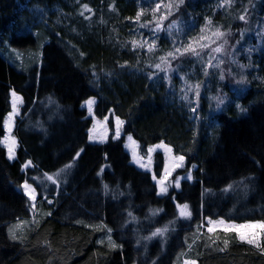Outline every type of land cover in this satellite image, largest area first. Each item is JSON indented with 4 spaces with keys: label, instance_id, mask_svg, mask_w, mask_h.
Returning <instances> with one entry per match:
<instances>
[{
    "label": "trees",
    "instance_id": "1",
    "mask_svg": "<svg viewBox=\"0 0 264 264\" xmlns=\"http://www.w3.org/2000/svg\"><path fill=\"white\" fill-rule=\"evenodd\" d=\"M145 2L0 0V139L10 92L23 101L13 130L14 160L0 144V264H180L185 256L197 264H264V254L236 241L234 234L198 231L207 217L264 220V40L257 43L253 33L264 21V0H232L230 7H221L220 0H184L174 11L184 27L197 29L207 18L223 31H234L241 45H256L245 60L243 87L221 85L218 72L205 75L185 58L181 71L190 84H200V96L191 103L176 94L179 82L173 91L163 76H152L156 69L149 65L172 48L167 34L155 38L153 53L132 48L135 16ZM84 4L92 12L82 16ZM245 9L249 27L238 19ZM217 96L225 97L219 109ZM90 97L95 116L121 119L123 133L139 144L142 155L164 142L185 157L176 173L195 165L193 179L157 195L151 174L130 162L123 136L88 142L91 119L82 103ZM29 160L31 167L22 170ZM163 162L156 153L157 177ZM69 163L72 167L58 180V185L67 180L64 188L36 185L33 211L20 185L25 179L36 183L32 177ZM228 185L232 188L225 191ZM175 202L187 203L191 218L173 226L163 242L141 239L177 216ZM18 221L29 222L16 229L26 236L23 242L9 235ZM107 229L119 247H109ZM225 238L230 243L219 251Z\"/></svg>",
    "mask_w": 264,
    "mask_h": 264
},
{
    "label": "snow or ice",
    "instance_id": "2",
    "mask_svg": "<svg viewBox=\"0 0 264 264\" xmlns=\"http://www.w3.org/2000/svg\"><path fill=\"white\" fill-rule=\"evenodd\" d=\"M184 3V0H178L177 3H173L172 0H169L167 4H164L163 0H160V2L155 4V7L152 8L150 11L152 13V20L146 21L142 23L140 26L141 27H147L148 25H154L152 28L153 32H159L161 30H164V22L169 19L171 15H173L174 10H178L179 6ZM225 5H228L229 7L231 6V0H224V3L221 5V7H224ZM84 11L80 13V15H84V12H92V9L87 5L84 4L82 5ZM164 9L162 14H159L161 12V9ZM246 14H247V9H245L244 14L239 15L238 19L240 21H244L247 23L246 19ZM145 15V10L141 8L135 16V21L139 22L141 21V17ZM90 17H85V19H89ZM131 19V18H129ZM212 21L210 19L206 18V23L204 27L200 28V35L198 37L192 38L189 40V42L184 45L182 44L180 47H173V50L166 52L164 55L159 56V63H156L155 65H149V67H155L160 72L168 73L172 71H176V69H173L171 67V62L173 60H177L180 57L187 55L195 56L197 58H200L202 54H204V51L210 50L208 52V55L210 56V59L207 62V67H219L221 64H223V60L219 59L216 56H213L212 53H222L225 49V46L228 45L229 41L226 38L230 32L229 31H223L221 30V26L215 27L213 30L212 27ZM173 30H179L178 24L176 21H172L167 25V31L171 35ZM210 33V34H209ZM222 43H217L218 41H221ZM132 48L133 50L137 48H144L145 45H147V51L148 53H153L155 48H156V41L153 40L152 42L148 41H143V42H138L136 40H133L132 42ZM213 45H216L213 47ZM216 59L218 60V63L216 65L212 64V60ZM123 67V66H122ZM205 75H208L207 70L204 72ZM151 79V75L149 76ZM165 79H168V76L166 75L164 77ZM181 79H184V77H180ZM220 79H224L223 73L220 75ZM246 78L241 76L240 80L237 81L238 84H245ZM187 85V90L181 89L182 92H184V95L181 97L183 100L187 101L189 99L188 97V92L189 91H194L195 95L197 97V100L200 96V84L197 83L195 85L187 84V81H185ZM12 111L8 114L7 118L4 119L3 124H4V129L8 133L7 135H4L2 139H0V144H2L6 150H7V156L9 160L15 159V150L17 147V140L16 138L11 135L13 124H14V117L16 115H19V108H18V103H22V97L18 96L15 91H12ZM216 99V107L219 109L224 103H225V97L222 96H217L215 97ZM49 102L50 103H55V101L52 100L51 97H49ZM85 103L88 105V111L89 114L92 113V105L95 103L94 99H89L85 101ZM237 108H240V105H236ZM191 111L195 112L196 109L192 108ZM243 111V109H241ZM105 120H107V117H105ZM123 124V121H121L118 117L116 119V131H115V137L114 138H119L120 136V126ZM99 125L100 127H105L100 121H96L93 124V128L89 129V135L88 139L90 141L96 139V137L93 136V131L95 128ZM100 142H104L106 139V128H105V136H102L99 138ZM129 141H132V146H133V162L138 164L141 168L148 169L149 164H151V154L153 152V148L148 149V164L143 163V157H140L138 153L136 152V148L138 145H136V142L133 141L132 137H128ZM156 148H164L165 150V162H164V168H163V175L161 178L157 179V176L153 174L152 179L156 181V186L158 187L159 191L157 192V195H166L169 190V184L166 183L169 179V177L172 175L173 172L176 171L178 168H182L184 166V161L185 157L183 155H176V156H171L169 159L170 154L172 153V149L168 147L167 145L161 143L159 145L155 146ZM84 149L81 148L78 152H76L75 157L73 159H77L80 157L81 153H83ZM32 165V161H26L24 165L22 166V170H25L29 168ZM71 164H67L64 166V168L58 170L55 174H48L44 173V177L48 180L51 181L52 184L58 186V177L61 175V173L65 172L66 169L71 168ZM195 167V165H193ZM103 168H101L100 172H103ZM100 173H98L99 175ZM187 180H192V174L191 171L189 170L186 174ZM33 180L37 179L35 177L32 178ZM181 177L177 176L174 180V186L175 188L179 189L181 186ZM20 187L23 189L24 195L28 197L30 201H32L31 207L33 209L36 208V199H37V191L36 188L33 187L31 183L28 182L27 179L24 180V182L20 185ZM232 188V185H228V187L225 189V191L229 190ZM105 193L107 194L108 192V185H104ZM46 199V197H45ZM49 204L52 203V201H48ZM176 208L179 211V217L184 218V219H190L192 216V212L189 208V205L187 203L184 204H176ZM159 211L162 210H152V215H156ZM47 215H51V212L47 213ZM128 215L131 217L132 213L129 212ZM135 219V217H133ZM207 221V233L208 234H216L218 231H221L225 237H228L230 234H234V239L240 243H245L248 244L257 250L261 254H264V220H255V221H245L243 223H237L235 221H230L226 220L224 218H218V219H212L211 217L206 218ZM29 222L27 221H18L16 225L11 227L9 229V235L10 238L13 240H20L23 242V239H26V236H18L16 233V229H20L22 225L27 224ZM32 223H36V221H32ZM204 227L203 224H201L198 227L199 228ZM111 229H107V232L109 233L108 235V244L109 247L112 249H115L119 247L114 241L111 239ZM169 231L168 227L165 226L163 228H156L155 231L151 233V237H146V239H151L152 237L156 236H163L165 233ZM219 237H217L218 239ZM104 241L101 240L99 243H103ZM213 244L216 243V240L212 241ZM224 247L219 248V251H224L230 241L229 239L225 238L222 241ZM189 248H191V245H189ZM183 255V253H182ZM183 264H197L195 260H188L185 259L183 261Z\"/></svg>",
    "mask_w": 264,
    "mask_h": 264
},
{
    "label": "rangeland",
    "instance_id": "3",
    "mask_svg": "<svg viewBox=\"0 0 264 264\" xmlns=\"http://www.w3.org/2000/svg\"><path fill=\"white\" fill-rule=\"evenodd\" d=\"M144 1H146V2L144 4V7H142V8L145 10V15L141 17V21H139V22H136L135 21L136 27L138 29L136 31L137 37L134 40H136L138 42L148 41L150 43L153 40H155L156 41V46H157V40L155 38L156 37H159V36H161L163 34H167L166 36L167 37H170V39L173 40L172 41V48L169 50V51H171V50H173V47L174 46L175 47H180L182 44L186 45L189 42L190 39L195 38V37H198L200 35V28L205 26L206 20L197 29L195 28V26L193 24H192L193 25V28H192L191 25L184 27L183 25H181L182 22L180 20H177L176 19L177 16L173 12V15H171L169 17V19L164 22V30H161L159 32H153L152 31V28L154 27V25H148L147 27H141L140 25L142 23L146 22V21L152 20V13H151L150 10L152 8H154L155 7V4L158 3V2H160V0H144ZM220 1H221V5H222L224 3V0H220ZM163 2H164V4H167L169 2V0H163ZM172 2L173 3H177L178 0H172ZM163 11H164V9L162 8L161 9V12L158 13V15L159 14H162ZM172 21H176L177 22L179 30L178 31L177 30H173L172 34L170 35L169 32L167 31V25L169 23H171ZM249 26H250L249 23H246L245 24V27H249ZM211 27L214 30L215 27H217V25H215V24L212 23ZM221 30H223V29H221ZM229 32H230V34L226 37L228 39L229 43H228V45L225 46L224 51L222 53H218V54L217 53H212L213 56H216L219 59H222L223 60V64H221L219 67H215V66H213V67H207V62L210 59V56L208 55V52L210 50H207L206 49L204 51V54H202V56L200 58H197L195 56H191V55H187L186 54L185 56L180 57L177 60H173L171 62V67L173 69H176V71L168 72L166 74V73L160 72V71H158L156 69L154 71V73L152 74V76L154 78H156L159 75H161L163 77H165L167 75L168 76V79H165V78L164 79H165V82H166V84H168V87L170 89H172L173 91H175L174 89H175L176 85L174 84V82L177 81V82H179L181 84V89L187 90V85H186L185 81H187V84H190V82L188 81V79L186 77V73L182 72L181 70L184 69V67H185V65L183 63V60L185 58H192L193 63H196V64L199 65L200 70H201L202 73H204L205 70H207L208 75H210L211 72H214V73L215 72H218V74H219V80L221 81V83H220L221 85L223 84L222 82L227 81V82H229L234 87H237V86L238 87H243L245 84H238L237 81L240 80L241 76L245 77V74H244L245 73V69H246L245 60L248 59L249 53L252 50H255L254 47H256V45L255 44L254 45H245V44H242L241 45L239 43V41H238V38H237L235 32L234 31H229ZM253 33L255 35V38L257 39L256 40L257 43L260 44L264 40V21H260V22H257L255 24V29L253 30ZM174 36L176 37L175 39H174ZM217 43L218 44L219 43H222V40L221 41H218ZM131 45H132V43H131ZM215 46L216 45H213V47H215ZM137 49H139L140 51H145V52L148 53V51H147V45H145V47L142 48V49L141 48H137ZM156 50L157 49L155 48L154 51H156ZM164 54H162V55H164ZM158 58H159V56H158ZM159 62L160 61L158 59L157 60V63H159ZM217 63H218V60H216V59H213L212 60V64L213 65H216ZM187 73H189L188 75H191V74H193V71H188ZM214 73H212V74H214ZM221 73H223V75H224V79L223 80L220 79ZM180 77H184V79H181ZM246 81H247V79H246ZM191 85H194V84L191 83ZM12 91L10 92V105H11L10 111L6 114L5 118H7L8 114L12 111V95H11ZM194 93H195L194 91H189L188 92L189 99L187 101H185V100L184 101L187 102V103H191L193 101L192 98L194 96H196V95H193ZM176 94L178 95V97L180 99H182L181 97L184 95V92L181 91V92H177ZM18 96H20V95H18ZM89 99H94V101H95V98L94 97H90ZM89 99H87V100H89ZM21 106H22V103H18L19 115H16L14 117V124H13L12 132H11V135H13V136H14V134H13L14 125H15V122H16L17 118L20 116ZM82 106L86 109L87 116L91 119V126H90L89 129H92L93 128V124L96 121H100L105 126V127H100L99 125H97V127L95 128V130L92 133L93 136L96 137V139H94L92 141H90L88 139V142H90V143H103V142H100V139L99 138L102 137V136H105V128H106V139L104 140V142L108 139V136H110V135H112V138L115 137V131H116V127H117V125H116V119H117V117L116 116H114V115H110V116L107 115L106 116L107 117V120H105V117L102 118V119H100V118L96 117L95 114H94V110H93L94 104L92 105V113L91 114H89L88 105L85 103V101L82 103ZM196 106H197V104H196ZM110 121H111V124H112V129L110 128V125H109V122ZM3 129H4V124H3ZM89 129H88V135H89ZM7 134L8 133L4 129L3 136L4 135H7ZM3 136H2V138H3ZM121 136L124 137L123 146H124L125 151L128 153V155L130 157V162L133 165H135L137 168L142 169V170H145V171H148L151 174V176H153V174H154V172H153L154 155L156 153L162 154L163 155V158H164V162H165V155H166L164 148H156L155 146L156 145H159L161 143H163V144H165V143L164 142H158L156 144H153V145L149 146L147 148V154L146 155H142L141 152H140V146H139V144L132 138L133 141L136 142V145H138V147L136 148V152L138 153V155L140 157H143V163H145V164H148L149 163V161H148V149L149 148H153V152L151 154V161L152 162H151V164H149L148 169H144V168H141L138 164H136V163L133 162V158H132V155H133L132 141H129L128 140V137L130 135H125L123 133V124L120 126V136H119V138ZM114 139H118V138H114ZM165 145H167V144H165ZM17 147H18V143H17ZM17 147H16V150H17ZM168 147H170V146H168ZM5 150H6V148H5ZM16 150H15V154H16ZM6 155H7V150H6ZM176 155L177 154H175L173 152V150H172V153L170 154L169 159H170L171 156H176ZM7 158H8V156H7ZM10 161H12V160H10ZM164 162H163V167H162L161 175L159 177H157V179L161 178V176L163 175ZM69 164L73 165V163H69ZM184 165H185V161H184ZM62 168H64V166ZM62 168H60V169H62ZM183 168H184V166L182 168L176 169V171H178L179 169H183ZM60 169H58V170H60ZM193 169H194V167L193 166H190L183 173H176V171L173 172L172 175L169 177L168 181L166 182V183L169 184V190H168V192H170L171 190H178L174 186V180H175V178L177 176H179V177L182 178L181 181L182 180H187L184 177H186V174H187V172L189 170L191 171V174H192ZM58 170H56V172ZM56 172H50L48 174L52 175V174H55ZM44 173L45 172L41 173L40 175L35 176V178H37V179H35L34 181L37 184L34 183L33 181H31L30 179H27L28 182L31 183L33 185V187L36 188V191H37V199L35 201L36 205H37V202H38V194H39V190H38V188H37L36 185L41 186L45 190H50L52 187H55L56 186V185L52 184L51 181H48L44 177V175H43ZM63 173H61V175L57 178L58 180L61 179V177L63 176ZM154 183L156 185V181H154ZM66 184H67V180H66L65 183L61 182L56 187V190L58 188L59 189L64 188L66 186ZM21 190L23 192V189L22 188H21ZM156 190H157V192L159 191V189H158L157 186H156ZM23 194H24V192H23ZM29 202H30V206H31L33 202L30 201V200H29ZM176 204H184V203L175 202V206H176ZM31 209L33 211L36 210V208L33 209L32 207H31ZM176 213H177V216L173 220L166 221L165 223H161V224H156L151 229H149L146 232V234H143L141 239H143L145 241H150V242H152V240H158L160 242L161 241L163 242L167 238V236L169 234V231L167 233H165L163 236H156V237H152L151 239H146V237H151V233L153 231H155L156 228H163V227L167 226L169 230L170 229L173 230L174 229L173 226H175L176 224L185 223V221L189 220V219L180 218L179 217V211L177 210V208H176ZM237 223H243V222H237ZM202 228L207 231V221H205L204 227H202ZM185 259L194 260L191 257H186L185 256V257L182 258L180 264H183V261Z\"/></svg>",
    "mask_w": 264,
    "mask_h": 264
}]
</instances>
